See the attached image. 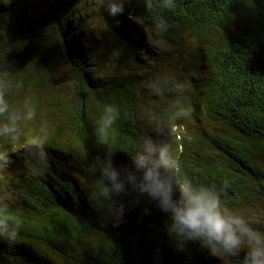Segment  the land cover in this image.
I'll list each match as a JSON object with an SVG mask.
<instances>
[{"label": "trees", "instance_id": "trees-1", "mask_svg": "<svg viewBox=\"0 0 264 264\" xmlns=\"http://www.w3.org/2000/svg\"><path fill=\"white\" fill-rule=\"evenodd\" d=\"M94 3L0 0V90L14 107L28 101L34 116L46 106L60 113L39 133L31 121L21 127L43 144V163L32 140L0 145L5 167L18 169L0 176V215L18 226L14 241L0 240V264H136L153 253L166 264H243V253L226 262L193 243L180 250L168 215L126 175L135 172L129 155L151 136L172 143L182 176L235 211L264 213V0H124L122 15H107L102 43L90 36L106 15L91 14ZM51 46L71 86L51 66ZM109 105L118 118L101 136ZM190 117L209 124L179 131ZM109 161L125 182L110 200Z\"/></svg>", "mask_w": 264, "mask_h": 264}, {"label": "clouds", "instance_id": "clouds-1", "mask_svg": "<svg viewBox=\"0 0 264 264\" xmlns=\"http://www.w3.org/2000/svg\"><path fill=\"white\" fill-rule=\"evenodd\" d=\"M105 3L109 16L115 18L123 14L124 0H105ZM105 113V118L98 122L96 129L101 136L104 129L118 118L113 106H106ZM34 115L28 101L22 107H14L6 99V91L0 90V138L18 139L22 125L31 121ZM31 143L35 159L41 163L46 161L43 144L36 139ZM129 158L135 172L127 171L126 182L168 215L167 235L171 240L180 241V250L193 243L222 261L243 253V264H264V232L255 228L241 212L229 208L213 187L195 184L182 176L171 142H160L145 136ZM6 163L7 160L3 159L0 169ZM33 174H36L35 169ZM120 175V171L112 167L109 161L104 170L108 190L106 198L109 200L125 191V182L121 181ZM3 207L6 208V205ZM124 211L123 205L118 208L113 206L111 212L114 220L122 221ZM145 211L147 214L149 210ZM17 229L18 226L10 222L7 216L0 215V240L14 241Z\"/></svg>", "mask_w": 264, "mask_h": 264}, {"label": "rangeland", "instance_id": "rangeland-1", "mask_svg": "<svg viewBox=\"0 0 264 264\" xmlns=\"http://www.w3.org/2000/svg\"><path fill=\"white\" fill-rule=\"evenodd\" d=\"M38 1V0H36ZM55 0H52V2H54ZM138 5V4H137ZM102 6H105V3L103 2V0H95V3L91 6V14L93 12L95 13H102L105 12L106 15H103L102 18H96L95 22L92 24L91 26V39H93L94 41H99V43H102L101 40V35L103 32H107L109 31L110 27H109V22L110 19L108 18V13L105 9H103ZM135 8H128V12L131 11V14L134 13ZM89 14V13H88ZM133 19L137 22V19H135L134 15H132ZM87 24V23H86ZM46 34H48V32H46ZM148 41H150V39H148ZM189 42V41H188ZM190 43V42H189ZM191 44V43H190ZM51 63H53L54 65H51L52 67H55L54 69L57 71V74L60 76V81H61V85H63V83H66L68 85L71 86V81L68 77L67 71L57 62L58 61V57L55 54V51L53 50V47L51 46ZM35 92H31L30 96H33ZM46 109L48 110L47 115H37L34 116V118L31 120V122H33L34 124V129L37 133L40 132L43 124H44V120L48 119L49 117L53 120H58V117H60V113H58V115H53L54 113L52 112L53 109H51L50 107L46 106ZM45 109V110H46ZM54 111V110H53ZM208 122L206 121V119H202V121L197 122L195 120L194 117H190V118H183L182 121H180V123L178 124L179 127L178 130L180 131V129L186 130V131H192V132H197L199 131V129L201 128H206L208 126ZM144 130L148 131L151 130V123L148 121L145 122L144 124ZM169 137H172L173 134L170 133ZM37 135H29L26 131H21V134L19 136L18 139H16L15 141L13 140H9V139H4L1 140L0 139V145H19V143H21L22 140H26L30 141V140H34L37 139ZM177 148L175 147V150ZM77 164L73 165V169H74V173H76L75 169L77 168ZM18 169H17V165L13 167H3V169H0V176H2L4 179H6L7 181L10 180L8 177H13L16 173H17ZM83 181L84 184H86V182L89 181V179L84 178L82 175H80V173H76ZM87 185V184H86ZM243 215H245V217L250 220L251 222L257 224L259 226V224L264 227V218H262V216H264V213L262 210H259L257 212L254 211V209H249L246 210ZM136 257V264H166L163 260H161L157 255H154V253L152 254L151 257L147 258L144 256L138 257V254L135 256ZM228 261V260H227ZM226 261V262H227Z\"/></svg>", "mask_w": 264, "mask_h": 264}]
</instances>
